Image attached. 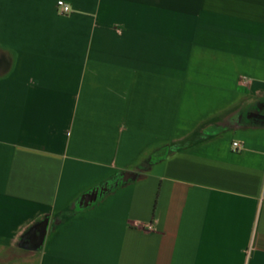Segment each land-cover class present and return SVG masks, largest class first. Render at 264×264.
<instances>
[{"label": "crops", "instance_id": "1", "mask_svg": "<svg viewBox=\"0 0 264 264\" xmlns=\"http://www.w3.org/2000/svg\"><path fill=\"white\" fill-rule=\"evenodd\" d=\"M57 1L0 0V264H264V0Z\"/></svg>", "mask_w": 264, "mask_h": 264}, {"label": "water", "instance_id": "2", "mask_svg": "<svg viewBox=\"0 0 264 264\" xmlns=\"http://www.w3.org/2000/svg\"><path fill=\"white\" fill-rule=\"evenodd\" d=\"M46 227H47L46 221L34 226L24 235L21 241V246L30 249H35L39 247L45 238L46 229H47Z\"/></svg>", "mask_w": 264, "mask_h": 264}, {"label": "built area", "instance_id": "3", "mask_svg": "<svg viewBox=\"0 0 264 264\" xmlns=\"http://www.w3.org/2000/svg\"><path fill=\"white\" fill-rule=\"evenodd\" d=\"M57 7L60 10V12H62V13H69L72 10V6L64 0H58L57 1ZM243 82L248 83L249 81L244 80ZM233 148H234V150L239 151L242 148V146L238 141H234L233 142ZM151 227H152L151 224H146V228L150 229Z\"/></svg>", "mask_w": 264, "mask_h": 264}]
</instances>
